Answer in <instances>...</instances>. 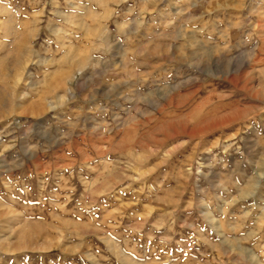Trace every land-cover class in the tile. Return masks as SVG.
<instances>
[{"label": "rangeland", "instance_id": "374dc122", "mask_svg": "<svg viewBox=\"0 0 264 264\" xmlns=\"http://www.w3.org/2000/svg\"><path fill=\"white\" fill-rule=\"evenodd\" d=\"M259 56L264 0H0V264H264Z\"/></svg>", "mask_w": 264, "mask_h": 264}, {"label": "bare ground", "instance_id": "6f19581e", "mask_svg": "<svg viewBox=\"0 0 264 264\" xmlns=\"http://www.w3.org/2000/svg\"><path fill=\"white\" fill-rule=\"evenodd\" d=\"M257 61L258 62H260V61H264V57H258V59H257ZM231 63L230 64H228V66H225V70H226V72L225 73H230V68H231ZM224 68V67H223ZM225 75V74H224ZM226 78V80H228V81H231V82H233V78L232 77H225Z\"/></svg>", "mask_w": 264, "mask_h": 264}]
</instances>
